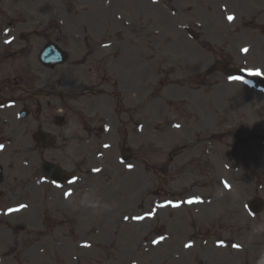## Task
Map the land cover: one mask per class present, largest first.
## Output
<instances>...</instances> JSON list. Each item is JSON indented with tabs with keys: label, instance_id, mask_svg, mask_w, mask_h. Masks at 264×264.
I'll list each match as a JSON object with an SVG mask.
<instances>
[{
	"label": "rangeland",
	"instance_id": "1",
	"mask_svg": "<svg viewBox=\"0 0 264 264\" xmlns=\"http://www.w3.org/2000/svg\"><path fill=\"white\" fill-rule=\"evenodd\" d=\"M106 1L109 2L106 3ZM134 1L136 0H52L54 4L59 5L58 9L61 12H66L70 3L77 5L82 2L84 6L80 9L77 19H80L81 33L86 37V40L85 43H79L76 46L81 49L80 55H83L85 51L87 54H93L90 57V63H86L83 67V69H89L87 74H79L80 71H75L67 78V82H70L69 88L76 89L85 78V83H87L92 77L91 71L95 68H102L108 61L115 62L116 53L119 51L123 39L120 20L124 24L126 18L136 17L137 14L131 12V6H140L142 10L148 7L143 0L141 2L138 0L139 3H134ZM200 1L203 4H200ZM231 2L233 3L232 8H227L224 12L220 10V6L226 4L224 0H178L173 4L165 3V7L154 11L157 15L153 18L154 20L140 12L138 19L142 28L153 29V32L147 33L146 30L143 34L141 46L156 40H159L160 43L153 46L152 50L147 47L141 48L150 54V57H146L145 61L142 59L143 52L140 53L139 50L136 53L132 52L129 61L130 65L139 63L145 65L146 68L138 93L142 104L135 107V111L129 113L126 121L122 122L126 124L127 131L132 127L130 122L133 120L139 121L140 124L146 123L143 124L142 129L144 131L143 139H133L131 144L128 142L134 152L133 160L123 165L124 168L117 162V145L124 132L119 131L121 122L115 123L118 135L114 131L102 141L106 143L112 139L114 143L108 148V151H103L101 147L97 148L98 152L107 154L106 158L101 162L97 159L91 162L92 165L97 164L102 167L100 181L94 187L88 188V182L92 178L81 177L82 180L79 179L75 186L72 183L68 185L71 190H67L65 197L62 198L61 195L57 196L54 192L51 193L48 206V191L36 190L35 194H32L30 184L28 193L32 196L25 194L24 199L31 200V204L34 206L35 216L31 219V223H27L26 226L22 225L17 228L16 233H11L9 227H1L0 221V228L8 235L6 237L5 233L0 231V247L2 246L0 249H3L4 264H234L236 260L239 264H256L258 259L264 257V242L260 241V236L264 237V213L259 215L258 219H252V222H249L251 227L247 229L244 227L247 225L248 219L244 221L245 217L240 209L226 211L224 207L217 205L207 207L208 209H204L200 214V211L196 210L198 217L193 216L194 207H187L186 209L158 212L154 219L145 220L141 225H134L125 219L128 214L126 210L130 207L141 209V212L148 211L150 206L157 207L156 200L159 197L156 196L159 188H157L158 167L156 168V165L161 160V152L163 151L162 157L165 159L170 147L174 144L182 145L179 147L181 149L185 146V142L199 143L200 141H194L195 127L201 128L204 132V140L210 146L212 162L216 163L223 173L234 176L229 180L233 182L232 190H235V194L238 196L236 200L247 194L250 197L258 194L264 199V96L260 93L255 95L241 85L229 86L225 83L224 78H221L218 85L212 86L210 84L212 76H220V73L215 72L208 77L202 75L205 63H200L203 60L198 56L196 48L187 45L188 42H185L182 30L187 24H197L196 27H199L204 22L210 23L212 28L209 33L211 34L207 33V35L215 43L221 44L218 53L225 51L235 61L237 60L236 65L240 66L245 63L243 65L247 68L260 67L264 74V37L261 40L259 31L252 29L251 37L253 39H244L248 35L241 30L240 39L244 41L236 42L233 39L234 34L239 33V29L248 25L249 21L253 20L258 24H264V15L261 16L263 10H260L264 7V0H231ZM108 3L110 4L106 5ZM94 4L100 6L97 10L98 13L94 10ZM186 4H191L196 9L191 10L190 7H186ZM171 6L175 8L173 14H171ZM105 11L111 13L110 17H106ZM229 16L233 19L229 20ZM107 21L110 23L108 28ZM165 24L169 26L172 24V29L176 31L178 41L172 47L170 46L172 40L167 35L170 31ZM100 25L106 30L100 29ZM161 28H166L167 33L166 30H162L161 38L152 36V33L160 36L159 29ZM203 28L204 26L199 30L203 31ZM105 42L109 43L108 49L100 47ZM254 42L257 44L255 45ZM242 45H249L250 51L252 48L249 56L253 59L252 61H249L248 57H242L240 53ZM209 48L211 49L210 46ZM174 50L176 57L172 59V62L169 58L166 59L164 55L160 56L159 54ZM78 54L79 52H77ZM157 54L158 58L155 61ZM184 54H195L198 63L195 61L196 63L189 64L188 76L173 75L171 77L175 80L172 81L173 84H162L161 96L165 99L153 113L151 109L150 115H148L149 113L144 110L148 100L147 96L153 91L154 93L160 91V86L156 87V85L162 76L161 73L164 72L166 76L167 70L170 68L169 74H171L174 70L173 63L182 61L183 58H180V55ZM237 55H239L238 58ZM140 59L141 62H138ZM197 78L199 79L196 80ZM184 84L185 88L182 87ZM64 85L65 82L59 84L58 89L63 91ZM196 85H199L202 91L199 87H195ZM85 86L80 90H75L74 93L77 96L75 105L80 108L86 107L91 102L83 94ZM117 93L119 95V90ZM69 94L72 93L66 95ZM127 94L131 95L129 91ZM113 98L114 93L107 99L109 101ZM133 105L136 106V103ZM111 106L109 104V107ZM66 108L68 112L70 107L66 105ZM72 109L75 111L74 107ZM83 111L86 114L89 110ZM139 112L145 115L135 116L139 115ZM76 114L83 116L80 112ZM146 115H148L147 118ZM92 116V119H89L85 115L86 121L81 117V120L87 124L86 129L90 125L97 127L99 116L93 113ZM153 116L156 119L165 120V126L162 128L165 129L163 138L153 137L155 129L150 120L151 117L152 120L154 119ZM73 122L75 121L73 120ZM172 122L179 123L184 128L173 129L170 125ZM111 124L115 129L113 123ZM71 126L68 129H71ZM18 128H27V125H19ZM235 128L241 130L240 138L246 137L247 139L239 143L234 137L235 134L232 135V129ZM122 129H124V125L121 126ZM133 132L135 133V130ZM176 136L179 137V141L175 143ZM247 146H251L255 150L247 152ZM194 148V145L186 147V153L181 163L170 168L168 174L170 181L182 171L193 172L191 167L195 166V161L190 158V161L186 162L185 157L198 159ZM227 149H230L232 156L229 160H226L230 157V152L228 153ZM92 150L93 148L81 147L75 148L72 152L61 150L57 158L62 163L69 164L82 155H90ZM127 165L131 169L126 167ZM35 167L38 165H33V169ZM109 173L112 174L111 177ZM134 174H138V176ZM14 175H18L21 179H31L26 170L16 171ZM36 175L35 170L32 173L35 180ZM209 178L210 174L208 173L203 182L206 181L209 191H214L216 188L211 184H217L213 182L210 184ZM190 179L195 180L192 174ZM109 180L110 186H105L104 183ZM15 181L16 178H11L7 185L12 186ZM42 186L45 187V185ZM90 192L93 194L92 197L89 196ZM81 198L99 201L101 207L97 209L83 207L80 205ZM19 200H22V195L16 198V203L21 202ZM0 203L7 205L9 202L6 199H0ZM103 205L108 207L104 208ZM43 216L44 219H42ZM23 219L24 217L18 218L19 222ZM240 222L243 223L239 224ZM113 225H117V231H114ZM122 228L126 229L122 230ZM161 228L160 234L164 240L151 243V239L154 237L152 233L155 232L157 235ZM111 231L116 235L109 239ZM137 231L138 233H135ZM131 232L134 233L130 235ZM253 232L256 234L254 238L247 234ZM201 233H209V237H212L203 242L200 238L189 236L202 235ZM220 237L224 239L232 237L233 244L227 245V247L216 246L213 241ZM187 240L193 241V248H184L183 243ZM232 246L237 250H234ZM5 251H7L6 254Z\"/></svg>",
	"mask_w": 264,
	"mask_h": 264
},
{
	"label": "clouds",
	"instance_id": "2",
	"mask_svg": "<svg viewBox=\"0 0 264 264\" xmlns=\"http://www.w3.org/2000/svg\"><path fill=\"white\" fill-rule=\"evenodd\" d=\"M80 205L83 207H88L92 209H97L98 207H101L100 202L96 200H87L85 198H81ZM104 208H107V205H103ZM259 264H264V257L261 258V261Z\"/></svg>",
	"mask_w": 264,
	"mask_h": 264
},
{
	"label": "snow or ice",
	"instance_id": "3",
	"mask_svg": "<svg viewBox=\"0 0 264 264\" xmlns=\"http://www.w3.org/2000/svg\"><path fill=\"white\" fill-rule=\"evenodd\" d=\"M228 19L229 20H231V19H233L231 16H229L228 17ZM11 41H5V43H10ZM244 51H247V49H245ZM256 75H259L260 73H259V71H257L256 73H255ZM3 148V145H0V149H2ZM57 186H59V185H57ZM67 195V194H66ZM189 202H191V201H189ZM21 207H24V206H21ZM11 211V210H10ZM125 219H128V217H125ZM135 219H143V217H135ZM186 247H190V245H186Z\"/></svg>",
	"mask_w": 264,
	"mask_h": 264
}]
</instances>
